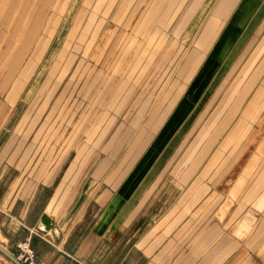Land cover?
I'll return each instance as SVG.
<instances>
[{"label":"rangeland","instance_id":"374dc122","mask_svg":"<svg viewBox=\"0 0 264 264\" xmlns=\"http://www.w3.org/2000/svg\"><path fill=\"white\" fill-rule=\"evenodd\" d=\"M201 1L0 0L1 146L6 141L3 150L12 153L14 165L24 166L30 174L57 168V179L82 147L86 157L77 162L76 169L81 168L75 181L85 178L118 184L133 166L144 164L142 170L151 166L156 170L167 165L164 157H169L168 162L178 158L190 149L197 130L209 119L199 131L195 147L177 168L195 160L200 136L219 116L220 129L215 127L207 138L211 141L218 134L208 149L209 157L219 149L223 152L215 170L200 181L197 178L205 192L195 202L196 210L184 213L187 222L182 230L190 232L187 239L199 228L214 231L216 244L224 238L232 241L233 249L220 263L264 264V94L255 95L242 116L243 107L264 77L260 74L248 94L255 78H244L250 71L246 68L247 73L243 72L246 58L240 62L245 46L258 42L263 33L253 29L259 21V9L236 38L229 57L212 65V71L218 66L219 72H224L212 98H216L214 105L208 101L199 105L200 90L189 103L178 105L185 99L190 79L158 129L148 131L150 136L142 147L131 149L139 131L157 109L160 117L175 88L183 83L184 74L192 71L205 51L198 41L222 0L213 11L218 0ZM239 8L234 7L219 30L215 50L232 38V32L237 36L232 24ZM167 14L170 24L164 22ZM205 62L204 57L199 67ZM258 66L255 64L253 70ZM20 86L15 102L10 103V93L15 94ZM236 86L243 93L227 106ZM257 96L260 99L256 102ZM229 114L230 125L223 127L222 117ZM171 116L174 126L154 144ZM132 152L134 159L121 167ZM241 153L233 172L243 167L231 182L227 179L235 174L225 176L224 172ZM104 159L109 164L95 177ZM219 207L222 211L218 213ZM0 254L5 264H13Z\"/></svg>","mask_w":264,"mask_h":264},{"label":"crops","instance_id":"0c3cea01","mask_svg":"<svg viewBox=\"0 0 264 264\" xmlns=\"http://www.w3.org/2000/svg\"><path fill=\"white\" fill-rule=\"evenodd\" d=\"M235 6L236 8L240 7L232 24L233 31L237 32V36L233 37L232 32V38L226 39L220 50L217 51L219 48L215 50V47L218 43L217 41L214 43V41ZM258 9L260 11L259 21L253 29L259 31L260 34L263 33L259 40L257 38L258 42L250 41V45L245 46L242 53L243 58L240 60L243 62L246 58L243 72L246 68L247 71H250L247 76L243 75L244 78L248 80L255 78L248 94L254 89V84L260 74V77H264V0H222L221 5L203 29L198 41L199 48L205 51L196 61L192 71L184 74L183 83L175 88L170 103L160 117L159 115L157 117V109L147 125L139 131L131 149L140 144L142 147L150 136L148 131L153 133L158 129L190 79L185 99L178 105L189 103V98L197 94L199 90L200 92L197 94V98H199L197 102L200 100L199 105L203 106L206 101L209 102L207 104L214 105L216 98H212L219 84L218 79L224 72H219L218 66L212 71V65L217 64L216 62L221 64L226 57H229L236 38L243 32L242 30H245L249 19ZM168 14L164 21L166 24H170L171 21L167 20ZM247 15H249L248 19ZM211 48L212 51L209 52L208 50ZM204 57L206 62L202 67H199ZM231 57H234V54H231ZM208 61H211L209 65ZM257 63L259 64L258 68L253 70ZM248 64H250L249 69ZM247 71L245 72L247 73ZM243 76L240 74L239 77ZM239 77L237 76L235 79ZM20 90L21 86L16 88L15 94L10 93V103L15 102ZM241 93L243 91L239 89V86L233 88L227 106H230ZM257 94L259 97L264 94V80L243 107L242 116L245 115L247 106ZM258 96L256 102L260 99ZM244 99L238 109L242 106ZM224 108L226 109V107ZM229 116L230 114L222 117L223 127L230 125L232 118ZM218 118L219 116L215 117L200 136L194 154L196 159L186 164L187 157L184 163L186 165L183 168L177 167L182 162L184 155L193 146L195 147L194 141L209 119L202 127H199L192 146L185 153L182 152L178 158H172L169 162L167 161L169 157H164L167 165L156 168V170H153V166H151L148 171H144L142 170L144 164L133 166L118 184L91 182L85 178L80 183L75 181L81 168L78 166V170L76 169L77 162L86 157L84 154L82 156V147L57 179L55 177L57 168L45 174L40 172L30 174L24 166L14 165L11 162L12 153L3 150L6 141L1 146L2 141L0 140V245L16 257L19 252L17 244L28 242L34 250L37 264H224L225 262L220 263V258L233 249L230 248L233 246L232 241L224 238L216 244L218 240L214 231L209 233L203 229L198 230L199 228H196L187 239L190 232L186 233L187 230H182L184 223L187 222L184 213H187L190 208L192 212L195 211L197 206L195 202L205 192V189L196 182L197 178L200 181L214 171L218 163L217 160L223 152L219 149L209 157L208 149L218 134L213 135L211 141H208L207 138L212 135L215 127L220 129ZM172 121L173 117L171 116L164 124L162 132L154 144H159L160 140L166 137L167 132H170V127L174 126ZM239 122L242 123V118ZM228 139H231V136ZM204 149L205 152H203ZM242 153L224 172L225 176L235 174L234 177H228L227 180L231 182L236 179L243 167H240L239 171L233 172ZM133 154L134 152L123 160L121 167L124 168L125 164H130L136 156ZM160 154L161 152L158 156ZM108 164L109 160L104 159L99 164L94 174L95 177ZM253 172L254 170L250 174L252 175ZM181 191H184L181 195L174 196L175 192ZM219 209L220 207L218 213ZM44 214L51 222L48 230L43 229L41 222V217ZM183 216L185 217L182 219ZM0 264H5L1 258Z\"/></svg>","mask_w":264,"mask_h":264},{"label":"built area","instance_id":"2783aa9c","mask_svg":"<svg viewBox=\"0 0 264 264\" xmlns=\"http://www.w3.org/2000/svg\"><path fill=\"white\" fill-rule=\"evenodd\" d=\"M18 248V254L16 258L22 264H37L35 261L34 250L30 247L28 242H20L16 246Z\"/></svg>","mask_w":264,"mask_h":264},{"label":"water","instance_id":"95a60500","mask_svg":"<svg viewBox=\"0 0 264 264\" xmlns=\"http://www.w3.org/2000/svg\"><path fill=\"white\" fill-rule=\"evenodd\" d=\"M41 222L43 224V229L48 230L50 228L51 222L46 214L42 215ZM0 252L5 255L13 264H22L11 252L6 250L0 245Z\"/></svg>","mask_w":264,"mask_h":264},{"label":"bare ground","instance_id":"6f19581e","mask_svg":"<svg viewBox=\"0 0 264 264\" xmlns=\"http://www.w3.org/2000/svg\"><path fill=\"white\" fill-rule=\"evenodd\" d=\"M250 166V165H249ZM247 170H249V169H247ZM254 170V169H253ZM253 170H251V171H253ZM262 181V180H261ZM232 204V203H231ZM224 205H226V204H224ZM228 206V205H227ZM225 208V207H224ZM227 208V207H226ZM219 210H221V209H219ZM222 211V210H221ZM224 211V210H223ZM223 215V214H222Z\"/></svg>","mask_w":264,"mask_h":264}]
</instances>
